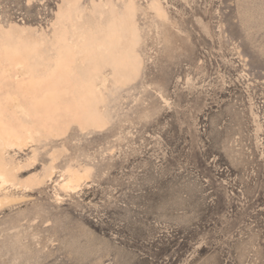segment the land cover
<instances>
[{"label": "rangeland", "instance_id": "rangeland-1", "mask_svg": "<svg viewBox=\"0 0 264 264\" xmlns=\"http://www.w3.org/2000/svg\"><path fill=\"white\" fill-rule=\"evenodd\" d=\"M0 147V264H264V0H0Z\"/></svg>", "mask_w": 264, "mask_h": 264}, {"label": "bare ground", "instance_id": "bare-ground-1", "mask_svg": "<svg viewBox=\"0 0 264 264\" xmlns=\"http://www.w3.org/2000/svg\"><path fill=\"white\" fill-rule=\"evenodd\" d=\"M83 100H85V99H83ZM102 114H103V113H102ZM103 115H104V116L106 117V119H107L106 113L103 114ZM1 165H2V154H1V147H0V177L5 178V174H4L3 170L1 169V168H3V166L1 167ZM70 169H71V168H70ZM66 170H67V169H66ZM69 172L72 173V174L74 175L76 181L80 180V178H81V176H82V174H81L80 172H78V171H69ZM8 181H10V180H8ZM10 182H11V181H10ZM62 185H63L64 188H67V189L72 190V184H71V181L67 180V181L64 182Z\"/></svg>", "mask_w": 264, "mask_h": 264}]
</instances>
